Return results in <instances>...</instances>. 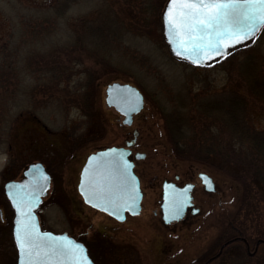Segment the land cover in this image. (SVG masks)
Instances as JSON below:
<instances>
[{
    "label": "rangeland",
    "instance_id": "rangeland-1",
    "mask_svg": "<svg viewBox=\"0 0 264 264\" xmlns=\"http://www.w3.org/2000/svg\"><path fill=\"white\" fill-rule=\"evenodd\" d=\"M49 1L0 0V44L10 38L17 39V30L22 31L26 24L36 28L49 26L50 23L44 22L41 16ZM101 1L78 0L71 4L63 15L50 16L49 19L54 21V30L36 41L35 46L45 50L50 46L68 45L73 33V22L83 15L92 16ZM109 2L115 5L123 4V0ZM165 2L166 0L162 2L159 19ZM138 29L143 34L125 35L111 54L112 65L102 71L99 69V79L90 89L93 104L88 113H85V109L80 105H74V102L66 103L63 98L53 101L42 94L29 96L27 91V95L19 96L13 103L5 127L6 136L4 140L0 139V210L3 217L0 264H16L17 258L11 232L13 210L4 194L3 185L8 180L18 179L23 167L30 162L41 161L47 170L53 173L51 188L37 211L41 228L56 232H76L67 230V219L70 215L65 212L64 201H67L69 196L74 203L80 202V196L72 192L76 189L81 155L121 140L120 132L115 127L118 114L104 101L105 87L113 81L132 83L143 94L145 123L141 132L143 138L153 142V149L147 152V159L164 165L165 175L169 177H173L175 170H182L187 177L192 174V169L206 171L213 176L218 188L217 194H196L201 205L199 214L166 227L150 215L157 206L158 192L146 189L142 214L130 220L132 227L129 229L132 235L130 237L129 233L127 238L138 251L141 264H203V253L213 247L217 240L224 238L222 234L227 231L229 220L235 217L240 188L232 181L227 164L222 163V166H217V171H214L203 163L174 155L161 106L169 110L168 99L173 94L190 100L197 94L204 93L213 97L226 91L230 86L226 67L228 60L225 59L228 55L205 65H194L171 55L163 38L161 22L159 24L156 18L151 16ZM254 39H257L256 47L263 56L264 65V27ZM132 51L137 54V59L133 58ZM142 58H146V61L140 62L139 59ZM83 60L78 67L74 66L75 73L71 77V84L76 83L79 78H84L85 68L87 72L99 68L94 58L85 57ZM219 61L222 63H218ZM25 82H32L30 75ZM70 88L73 89L74 86L70 85ZM25 89L27 90L28 86ZM245 113L256 129L264 130V107L251 104L247 106ZM72 153H78L81 157L74 162L71 160ZM66 189L70 194H62ZM57 194L60 201L53 203ZM257 207L255 225H251L246 231L250 238L255 236L253 230L256 225L264 227V202H257ZM84 215L88 220L84 221L86 223L83 228L88 232V237L96 238L97 225L104 228V238L109 239L112 236L114 224L106 222L98 214L92 215L87 210ZM89 221L92 224H89ZM159 240L163 241L161 253L155 247L156 241ZM228 249L229 251L212 264H244L246 256L238 243L230 245ZM247 261L246 264H256L255 258H248ZM113 262L115 264L107 245L106 251L99 253V264ZM118 262L132 264L127 256L121 257Z\"/></svg>",
    "mask_w": 264,
    "mask_h": 264
},
{
    "label": "trees",
    "instance_id": "trees-1",
    "mask_svg": "<svg viewBox=\"0 0 264 264\" xmlns=\"http://www.w3.org/2000/svg\"><path fill=\"white\" fill-rule=\"evenodd\" d=\"M77 1L50 0L41 12L49 26L26 24L22 31L17 30V39L0 44V139L6 136L13 103L27 95L25 91L29 96L42 94L53 101L63 98L88 113L93 104L90 89L99 79V69L112 65L111 54L125 35L143 34L138 28L151 16L160 24L163 0H123L122 5L102 0L92 16L83 15L73 22L68 45L45 50L36 47V41L54 30L49 17L63 15ZM253 39L227 54L230 86L226 91L213 97L201 93L190 100L173 94L168 99L170 109L161 106L174 155L203 163L214 171L227 164L232 181L240 188L235 217L228 222L229 237L242 235L255 225L257 202H264V130L256 129L245 113L251 104L264 107L263 56L257 50V39ZM85 57L94 58L99 68L88 72L85 68L84 78L71 84L74 66L78 67ZM139 60L144 62L146 58ZM28 75L32 81L29 84L25 82ZM2 227L0 217V232ZM253 232L264 234V227L256 225Z\"/></svg>",
    "mask_w": 264,
    "mask_h": 264
},
{
    "label": "water",
    "instance_id": "water-1",
    "mask_svg": "<svg viewBox=\"0 0 264 264\" xmlns=\"http://www.w3.org/2000/svg\"><path fill=\"white\" fill-rule=\"evenodd\" d=\"M221 2H228V0H221ZM170 7L173 8L171 14L169 13ZM181 11H185V9H182L179 4L173 5L171 0H166L161 12L162 32L168 43L169 51L193 64H204L210 59L194 62L195 56L188 58V54L177 55L178 50L182 51L179 48L181 41H185L186 46L191 45L189 39L191 34L187 30L177 28L178 35L175 36L170 31L169 15L172 16L174 24L179 25L181 24L179 16ZM105 103L123 114V121L129 123L132 116L143 107V94L137 86L131 83L113 81L105 87ZM132 142L133 140L127 144ZM199 177L206 190L213 189L212 179L207 173L200 172ZM49 187L50 174L41 161L28 163L22 169L18 179L8 180L3 185L4 194L13 210L11 232L17 250L16 264H75V260H80L81 264H95L87 254L83 243L65 231L56 232L41 228L36 210L42 198L47 195ZM191 188L192 184L178 187L171 181L164 182L160 207L165 223L182 218L187 207L192 205ZM78 191L87 204L105 211L119 220L124 219L125 211L137 214L141 209L142 192L139 180L133 172L132 162L127 158V150L123 147L111 145L90 153L80 171ZM196 210V208L193 209V212ZM32 226L35 227L36 233L42 239L36 241L39 247L34 249L33 254L29 256L19 246L17 230L19 228L23 235ZM52 244L65 245L69 249L80 246L83 252H77L75 257L71 253L69 255L53 254L49 250V246Z\"/></svg>",
    "mask_w": 264,
    "mask_h": 264
},
{
    "label": "flooded vegetation",
    "instance_id": "flooded-vegetation-1",
    "mask_svg": "<svg viewBox=\"0 0 264 264\" xmlns=\"http://www.w3.org/2000/svg\"><path fill=\"white\" fill-rule=\"evenodd\" d=\"M229 53V50H224V54L220 56H216L213 59L207 61L204 63L208 64L212 61H217L219 58L227 55ZM144 107V103H143ZM117 114H118V122L116 123L115 127L120 132L121 140L120 142H117L116 144H112V146L116 147H123L127 150V158L129 161L132 162V169L133 172L136 174L139 180L140 190L142 192V198H141V210L137 214H131L128 211H125V217L123 220H119L110 214L97 209L89 204H87L81 194L78 191V182H79V175L81 168L86 160V157L88 154L96 151L97 149L103 148L98 147L94 149V151L89 152L86 155H78L72 153L71 154V160H74L77 158L81 159V164L78 166V177L76 182V189L74 193L72 194H78L80 196V202L74 203L72 199L68 196L67 201L65 205V212L70 215V218L68 217V229L67 230H76V232H65L75 238L77 241L83 243L86 247L87 253L90 256V258L94 261L95 264H99V253L105 252L110 247V255L113 256L115 264H119V260L123 256H127L131 263H137L141 264L140 256L138 251L135 249V247L131 244L130 240L128 238V234L130 233V237L132 235L130 231V227H132V223L130 220L135 217L142 214V201L145 195L146 189H152L158 192L159 197L157 199V206L156 208H153L150 215L154 216L158 222H160L163 226H170L177 224L178 222H183L187 220L189 217L193 215H197L200 213L201 205L197 201L196 194H217L218 188H217V182L213 178L212 175H210L208 172L203 170H196L192 169L190 177H187L185 173L182 170H175L173 177H169L165 175V168L162 164H157V162L153 159H147V152L149 150L153 149V142L150 140L148 141L143 138L141 128L143 127L145 121L144 119V113L143 108L138 112L135 113L132 116V119L129 123L124 122V115L119 113L114 107H111ZM72 138V137H71ZM133 140L131 144H127V142ZM80 156V157H79ZM45 166V165H44ZM180 168V167H179ZM46 171L50 174V188H51V182L53 178V173L49 172L45 166ZM200 172H205L208 175H210L212 182H213V189L212 190H206L205 185L201 182V179L199 177ZM21 175V173H20ZM195 177V179H194ZM166 181L173 182L176 186L182 187L185 184H192L191 188V201L192 205L188 206L183 217L171 221L169 223H165L162 218V212L160 204L162 202V194H163V184ZM73 188V187H71ZM50 190V189H49ZM48 190V192H49ZM202 191V192H201ZM59 192V191H58ZM60 194V193H59ZM59 194L55 196L53 203H58L59 200ZM62 194H70L69 190H63ZM48 195V193H47ZM43 197L41 203L43 202ZM65 198V199H66ZM40 203V205H41ZM40 205L37 208V211L40 210ZM197 209L195 212H193V209ZM89 211L92 215L98 214V216H102V218L111 224H114L111 237L109 239L104 238L103 233L104 228L100 225H97L96 232L98 233L96 238L88 237V232L83 228L84 221H87V217L84 215V211ZM36 211V212H37ZM89 224H92L91 221H89ZM98 235H102L103 237ZM224 238L222 240H217L218 242L214 244V246L209 248L207 251H205L202 255V257L205 256L203 260V264H212L213 261L220 259L225 252L229 251L228 247L232 244L238 243V246L242 247V250H244L246 261H243L244 264H246L248 261V258H255L256 264H264V234H255L253 238H250L246 235V233L240 234H232V236L229 237V225L227 224V231H225L224 234H222ZM129 237V238H130ZM163 241L159 240L156 241L155 247L159 250V253H161L160 249L162 248ZM134 253V254H133ZM119 259V260H118ZM114 264V262H113Z\"/></svg>",
    "mask_w": 264,
    "mask_h": 264
},
{
    "label": "snow or ice",
    "instance_id": "snow-or-ice-1",
    "mask_svg": "<svg viewBox=\"0 0 264 264\" xmlns=\"http://www.w3.org/2000/svg\"><path fill=\"white\" fill-rule=\"evenodd\" d=\"M173 5L179 4L182 9L179 16L181 24H174L173 18L169 15L168 21L172 34L178 35L177 28L187 30L191 35L190 46L181 41L177 55L188 54V58L196 57L194 62L213 59L215 56L224 54L225 49L241 44L249 38L254 37L256 31L264 26V0H171ZM173 8H169V13ZM199 41V42H198ZM47 236L48 234H44ZM42 239L36 233L35 227L20 233L17 230V240L20 248L29 256L33 250L38 248L37 240ZM51 253L69 255L75 257L77 252L82 253L83 249L76 246L69 249L65 245L52 244L49 246ZM47 254V253H46ZM75 264H81L75 260Z\"/></svg>",
    "mask_w": 264,
    "mask_h": 264
}]
</instances>
